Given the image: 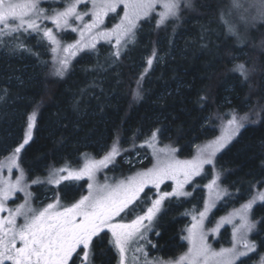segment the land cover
<instances>
[{"label": "trees", "instance_id": "16d2710c", "mask_svg": "<svg viewBox=\"0 0 264 264\" xmlns=\"http://www.w3.org/2000/svg\"><path fill=\"white\" fill-rule=\"evenodd\" d=\"M239 2L243 6L233 9L232 0H193V7L184 9L180 19L159 29L153 14L151 22L141 21L136 43L122 51L118 60L112 55L113 45L99 41L96 50L72 59L62 79L52 75V54L44 46L46 41L38 44L36 36L25 40L39 56L14 50L12 45L0 46V161L23 141L34 110L37 121L33 139L21 152L20 160L29 177H44L65 164L75 168L85 154L99 158L117 136L129 151L116 157L113 170L128 174L133 169L124 163L125 157L143 154L139 145L155 129L162 130L161 142L174 143L178 152L187 156L216 135L220 122L226 120L219 117H230L235 111L257 119L254 113L264 108V21L254 20L257 11L250 7L259 5L260 0ZM42 6L60 10L64 5L63 0H44ZM117 21L119 17L110 14L105 26L110 28ZM44 23L52 27L49 21ZM228 25L239 38L229 34ZM61 35L65 43L78 39L77 33ZM154 49L158 58L149 68L147 60ZM238 64L248 69L246 81L234 71ZM142 75L143 98L136 100L133 91ZM216 169L230 193L220 202L216 215L264 191V119L241 129L217 155ZM83 183H77L78 188L73 187L75 182L65 181L58 187L48 184L32 189H47L39 193L36 202L45 203L59 192L70 204ZM63 189L71 191L64 193ZM199 191L197 202L186 198L165 202L156 231L149 237L151 245H146L150 256L169 258L183 250L182 229L188 222L185 213L200 205ZM145 193L150 200L151 191ZM141 195L143 199L144 193ZM252 219L257 230L251 239L259 245L264 242V203L254 205ZM257 251L264 254V247ZM250 256L245 258L247 264H255L259 255ZM115 257L106 235L96 248L95 264H114Z\"/></svg>", "mask_w": 264, "mask_h": 264}, {"label": "snow or ice", "instance_id": "6c2138e0", "mask_svg": "<svg viewBox=\"0 0 264 264\" xmlns=\"http://www.w3.org/2000/svg\"><path fill=\"white\" fill-rule=\"evenodd\" d=\"M43 3L44 0H0V46L12 45L14 50L39 56L27 46L25 40L36 36L39 38L38 44L46 41L44 46L52 54V75L61 79L69 71L72 59L80 53L96 50L99 41L112 44L115 49L112 55L118 60L122 51H127L130 44L136 43L141 21L151 22L155 14L156 28H166L170 21L180 19L184 9L193 7V0H63V10H50L43 7ZM81 6L84 10H80ZM242 6L239 0H232L233 9ZM158 7L160 11H157ZM250 7H255L257 11L253 19L264 21V0ZM110 14L118 16L119 22L108 28L105 20ZM44 21H51L53 27H48ZM227 30L230 35L239 38L231 25ZM69 32L78 33V39L73 43H65L61 35ZM156 58L158 54L154 49L147 60L149 68ZM44 63L47 65L48 62ZM234 71L239 72L245 81L248 79V69L244 64H238ZM143 78L142 75L137 80L133 91L136 100L143 98ZM201 100H206V97H201ZM262 112L264 108L254 113L257 119H252L247 113L240 116L235 111L230 117L228 114L219 117L226 118L221 135L198 147L191 159H179L176 155L178 149L174 147H158L162 130L155 129L139 145L140 148L152 150V166L113 183H100L96 177L101 170L114 165L116 157L129 151L122 147L119 136L102 157L85 154L82 165L73 168L65 164L53 168L46 180L37 177L29 183L20 160L21 152L33 139L37 121V111L34 110L28 117L23 141L0 161V213H7L6 216L0 215V264H77V261L79 264H95L96 248L108 233L111 234L108 244L110 250L118 255V264H139L140 256L137 253L143 256L144 264H247L244 258L251 259L250 253L259 255V264H264V254L257 251L259 247H264V242L258 245L249 238L257 230V222L250 218L252 209L258 202L264 203V191L257 192L211 230L218 233L225 224L232 225L230 247L216 250L208 242L205 220L218 201L230 196L227 189L221 187L220 172H215L209 183L203 185L208 189L204 208L195 210L191 226L186 229L187 235L182 237L188 242L187 252L168 261L149 260L148 252L139 243L146 241L151 244L147 234L155 229L165 200L176 198L179 201V198L191 197L200 186L193 183L195 178L208 175L205 166L215 169L217 155L247 124L264 119ZM132 147H136L135 137ZM4 169H7V176L2 174ZM14 169L19 170L15 179L12 178ZM85 177L88 181L87 193L75 202L65 204L56 195L52 198L53 202L43 208L32 205L33 197L29 191L32 184L46 183L58 187L62 182H76ZM166 181L172 182L170 192L160 191ZM189 185L192 191L186 190ZM149 186L157 190L156 198L151 199L150 204L145 193ZM17 193H23L24 202L15 208L7 207ZM128 217L133 218L126 221ZM155 234L159 235V232ZM129 252L133 253L131 261Z\"/></svg>", "mask_w": 264, "mask_h": 264}, {"label": "rangeland", "instance_id": "374dc122", "mask_svg": "<svg viewBox=\"0 0 264 264\" xmlns=\"http://www.w3.org/2000/svg\"><path fill=\"white\" fill-rule=\"evenodd\" d=\"M90 7V5H89ZM60 10H63V9H60ZM118 23V21L116 22ZM49 24H51V21H49ZM52 25V24H51ZM53 27V25H52ZM111 28V27H110ZM78 34V33H77ZM73 43V42H72ZM226 123V120H223L222 122H220L219 126H218V131L216 133V135L211 138V139H207L205 141H203L202 143H200L199 145H197L193 152L190 154V155H181L178 151L176 153L177 157L179 159H191L197 152L198 150V147H203L206 143H209L213 140H215L217 137H219L222 133V129H223V126L224 124ZM144 143V142H143ZM142 144V143H141ZM164 146H171V147H174L176 149H178L174 143L172 142H161L159 140V144H158V147H164ZM144 152L143 154H140V153H135L133 158H128V157H125L124 159V163L126 165H129L130 169H133L131 170L132 172L131 173H128V174H122V173H116L117 171L113 170L114 169V166L113 164H110L108 168H105L103 170H101L98 174H97V181L100 182V183H104L105 181H107L108 183H113L115 181H118V180H121V179H124L125 177H128V176H131V175H134L137 171H143V170H146L147 168H150L152 166V164L154 163V160L152 159V156H151V152L152 150L150 148H147V147H144L143 148ZM103 150H101V153H102ZM223 151V150H222ZM105 154V153H104ZM103 154V155H104ZM102 155V156H103ZM101 156V157H102ZM100 158V157H99ZM84 161V157L81 158V160L79 161V165H82ZM76 166V167H78ZM75 167V168H76ZM134 167V168H133ZM205 169L208 173V175L205 177V178H201V177H196L195 180L193 181L194 184H198L200 185L199 187L196 188L195 191H193V194L191 197H188L186 199H193L194 202H197L198 200V197L196 196V191H199V192H202V196L199 197V200H201L200 202V205H194L192 206V210L189 212V214H187V217H188V222L186 224V226L182 229V231L184 232L182 237L186 236L187 235V231L186 229L188 227L191 226V223H192V214H196L195 213V210L196 209H199V210H203L204 208V205H205V201L207 200L208 198V189L203 187V185L209 183V181L212 179V176L215 172H219L216 167L215 169L212 168V166H209V165H206L205 166ZM51 171V170H50ZM43 177V176H34V177H29L28 174L25 173L26 175V178L28 180L29 183H31V180L39 177L40 179L42 180H46V178L48 177V174L49 172ZM25 172V171H24ZM4 176H7V169H4L3 170V173H2ZM19 174V170L17 169H14L13 170V173H12V178L15 179V177ZM221 179H222V175H221ZM84 182L83 183V186H82V189L80 191V194L77 196V198L72 201L71 203L75 202L76 200H78L80 198L81 195H84L87 193V178L85 177L84 179L80 180V181H76V186H73L74 188H78L77 186V183L79 182ZM172 184L171 181H166L165 184H162L161 185V188H160V191H171L172 188L170 187V185ZM37 186H41V187H47L48 184H32V186L30 187L29 191L32 193V205L36 208H43L45 207L48 203H51L53 202L52 201V198L49 200H47L45 203H41V202H36V199L38 198L39 196V193L43 190H47V189H32V187H37ZM54 187H57L56 185H53ZM221 187L222 188H225L222 184H221ZM201 188V189H199ZM145 190H150L151 193H152V197L151 199H154L156 198V194H157V190L155 188H152L151 186H149L148 188H146ZM186 190L187 191H192V186L189 185V186H186ZM64 193H67L68 191H71V189H63ZM228 191V189H227ZM55 193H56V190H55ZM56 195H59L60 198H61V201L65 204H68L67 202H65V200H63V198L61 197L62 196V193H59L57 192L54 196ZM142 196V195H141ZM49 197V196H48ZM149 197V195H148ZM151 199L149 200V204H150V201ZM172 199H176V198H172ZM180 199V198H179ZM185 199V198H184ZM168 200H165V202H167ZM222 200L218 201L216 203V206L212 209V211L209 213L208 215V219L205 220V230L207 232V235H208V242L212 245V247L216 250H219L220 248H227V247H230L231 246V240H232V225H229V224H225L223 227L220 228L219 232L218 233H215V232H212L211 230L213 228H215L216 224L220 222V220L228 215H230L231 213H233L235 210L237 209H240L241 206L243 204H245L246 202L240 204V205H237V206H234V207H229L226 211L224 212H221L219 213L218 215L215 214V211L216 209L219 207V204ZM249 201V200H248ZM247 201V202H248ZM24 202V196H23V193H17L16 197L13 198V200H10L8 203H7V207L9 208H15L17 205L21 204ZM164 202V205H163V208L165 207L166 203ZM162 211V210H161ZM253 211V209H252ZM0 215H7V213H0ZM159 217V216H158ZM133 217H128L126 218V221L131 219ZM252 219V215L250 217ZM119 219V218H117ZM159 219V218H158ZM253 220V219H252ZM254 221V220H253ZM18 222H20L18 220ZM236 223H239L238 220L235 221ZM154 231H156V227L155 229L152 231V232H149L147 234V239L149 240V237H150V234H152ZM225 231V233H224ZM226 235H224V234ZM253 233L250 234V239H251V236H252ZM107 237L110 239L111 238V234L108 233L107 234ZM183 243H184V248L182 251L180 252H177L175 253V256L173 257H163L161 255H157V256H148V259L149 260H160V261H168V260H172V259H175L177 257H179L180 255L184 254L185 252H187L188 250V242L184 239H182ZM252 240V239H251ZM142 246H146L147 245V242L146 241H140L139 242ZM252 254V253H250ZM249 254V255H250ZM117 255V254H116ZM133 253L132 252H129L128 253V256H129V261H131V257H132ZM137 256H140V261H139V264H144V261H143V256L139 253L136 254ZM245 259V258H244ZM259 259L260 257H258L254 263L255 264H259ZM116 264H118V255H117V259H116Z\"/></svg>", "mask_w": 264, "mask_h": 264}, {"label": "flooded vegetation", "instance_id": "af4514ba", "mask_svg": "<svg viewBox=\"0 0 264 264\" xmlns=\"http://www.w3.org/2000/svg\"><path fill=\"white\" fill-rule=\"evenodd\" d=\"M108 240H109V238H108ZM147 245H151V244H147ZM144 248L148 252V250L146 249L147 247L145 246ZM148 256H150V253L148 254ZM115 259H117V255H116ZM77 264H79V261H77ZM114 264H116V260L114 261Z\"/></svg>", "mask_w": 264, "mask_h": 264}]
</instances>
